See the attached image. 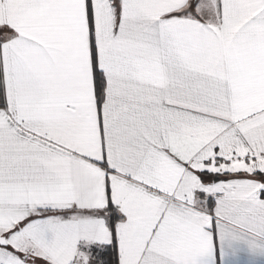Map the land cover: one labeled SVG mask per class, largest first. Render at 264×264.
<instances>
[{"label": "snow or ice", "instance_id": "6c2138e0", "mask_svg": "<svg viewBox=\"0 0 264 264\" xmlns=\"http://www.w3.org/2000/svg\"><path fill=\"white\" fill-rule=\"evenodd\" d=\"M0 264H264V0H0Z\"/></svg>", "mask_w": 264, "mask_h": 264}]
</instances>
